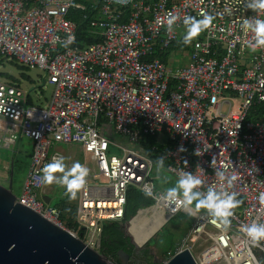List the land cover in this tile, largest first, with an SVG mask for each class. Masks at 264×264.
Returning <instances> with one entry per match:
<instances>
[{
	"label": "built area",
	"instance_id": "1",
	"mask_svg": "<svg viewBox=\"0 0 264 264\" xmlns=\"http://www.w3.org/2000/svg\"><path fill=\"white\" fill-rule=\"evenodd\" d=\"M91 3L89 15L77 0H0V57L43 70L44 84L52 86L50 98L37 103L19 83L0 80V146L11 148L22 136L33 141L16 201L100 250L102 222L122 219L130 186L151 191L154 201L137 215L153 219L160 212L163 223L184 210L156 191L151 173L158 159L177 177L199 176L204 192L219 188L216 171H225L232 178L225 189L240 201L230 225L225 229L219 218L189 208L193 222L162 263L184 248L192 254L204 237L210 245L193 256L197 264H264V247L252 246L243 230L264 223V115L248 118L264 106V47L253 50V33L242 28L245 18L264 19V10L246 8V0ZM71 10L84 12L99 41L75 44ZM169 12L178 16L171 30ZM205 13L214 19L189 44V63L170 66L168 47L185 35L178 32L184 17L198 20ZM147 136L155 142L146 144ZM52 140L79 144L92 161L78 190L77 227L38 197L44 166L62 156L49 154Z\"/></svg>",
	"mask_w": 264,
	"mask_h": 264
},
{
	"label": "rangeland",
	"instance_id": "2",
	"mask_svg": "<svg viewBox=\"0 0 264 264\" xmlns=\"http://www.w3.org/2000/svg\"><path fill=\"white\" fill-rule=\"evenodd\" d=\"M184 30L185 32L187 31L185 25L178 29L179 34H182ZM189 50V46L187 48L177 46L172 47L166 55L167 63L172 67L186 66L189 63ZM16 63H11L8 60L3 61L2 63L0 62V80H5L4 73H10L19 80L18 82L20 86L25 91L29 92V95L37 103H44V100L49 99L52 93V86L47 83L44 84L45 72L37 67H21L16 65ZM20 73H24L28 78L19 76ZM113 138L117 141L122 140L121 135L116 133L113 134ZM162 140L163 137H161L160 141ZM32 146L33 141L24 136L17 141L13 150L12 147L4 148L0 146V183L7 185L6 180L9 177L7 169L9 170L11 160L14 159L11 189L16 197L21 193L22 183L28 171ZM53 151H59L62 153L67 168H71L75 162H79L83 166L92 167L91 159H89L87 154L79 148V144L77 143L65 144L52 140L49 154H52ZM55 175H60V173H55ZM151 177L156 191L161 192L165 191L166 188L173 186L178 179L175 174L164 167L157 171L156 163L153 166ZM62 189L63 186L55 182L52 184H43L42 192L50 197L48 204L54 205L59 199H61L63 195ZM42 192L39 191L38 197H41L43 194ZM191 208L195 213L205 211L203 208L199 210H196L194 207ZM194 216L195 215L190 210H182L165 220L144 245L145 247H152V249L150 248L152 251L148 262L152 261L161 264L164 259V256L161 253L168 248H172L181 240L184 236V232L193 222ZM124 232L130 234L127 227H125ZM209 245L210 241L204 237L197 240L191 248L193 256L197 257L202 254Z\"/></svg>",
	"mask_w": 264,
	"mask_h": 264
},
{
	"label": "water",
	"instance_id": "3",
	"mask_svg": "<svg viewBox=\"0 0 264 264\" xmlns=\"http://www.w3.org/2000/svg\"><path fill=\"white\" fill-rule=\"evenodd\" d=\"M11 177L12 172L7 185L0 183V264H118L104 252L86 245L79 236L16 201L11 189ZM41 198L47 204L50 201L47 195ZM127 224H122V228L125 229ZM154 233L142 243L125 234L131 250L138 251ZM117 257L119 264H147L148 261L142 256V263H139L134 258L137 257L135 253L130 255L122 249L118 250ZM161 264L197 263L191 252L184 248Z\"/></svg>",
	"mask_w": 264,
	"mask_h": 264
},
{
	"label": "clouds",
	"instance_id": "4",
	"mask_svg": "<svg viewBox=\"0 0 264 264\" xmlns=\"http://www.w3.org/2000/svg\"><path fill=\"white\" fill-rule=\"evenodd\" d=\"M246 8L253 11L264 10V0H246ZM178 16L169 12L165 17L168 30H171ZM214 17L210 14H203L202 19H195L191 16H185L183 23L187 28L183 36V43L190 44L192 39L199 35L201 31L207 29L212 23ZM242 28L253 33V41L250 46L253 50L257 47H264V19L259 16L245 18L242 22ZM71 39V37H70ZM200 153H197L199 155ZM157 171L164 167L163 158L156 161ZM225 169L227 165H224ZM87 167L79 162L73 163L71 168H67L64 163V157H56L43 168L42 182L52 184L53 182L62 185L65 188L69 199H75L77 191L84 187L86 177L88 176ZM60 173V175H55ZM216 176L220 181L219 188L209 186L206 192L201 191L203 184L201 178L192 172H183L175 184L165 189L163 198L173 202L177 208L188 210L194 207L196 210L203 208L207 214L219 218L225 229L230 225L229 217L232 216V209L236 208L240 201L236 199V194L225 189L224 182L231 184L232 178L227 177L225 171L217 170ZM152 195L151 191L145 193ZM261 199L264 200V193H261ZM252 246L264 247L261 241H264V223H252L243 229Z\"/></svg>",
	"mask_w": 264,
	"mask_h": 264
},
{
	"label": "trees",
	"instance_id": "5",
	"mask_svg": "<svg viewBox=\"0 0 264 264\" xmlns=\"http://www.w3.org/2000/svg\"><path fill=\"white\" fill-rule=\"evenodd\" d=\"M80 2H83L85 5H87V12L92 14L93 10H89L91 6L92 0H77ZM82 11H73L71 10L68 17L78 24L77 28V36L75 44L82 47L87 44L97 42L100 40L99 36L94 34L92 32V28L89 25L88 18L82 17ZM184 47L187 48L189 44L185 45L183 43V38H181L177 43L171 44L168 48L171 49L172 47ZM162 55V54H161ZM163 56V55H162ZM7 59L5 57H0V62L6 61ZM11 63H16L17 61L13 58L8 59ZM16 65L21 67H27L23 64L16 63ZM28 68V67H27ZM5 79H9L12 82L19 83L18 79L14 77L10 73H4ZM21 77L28 78L27 75L24 73H20ZM28 101L31 102L32 99L28 95ZM264 115V106H257L254 109H252L248 115V118H259ZM156 136H147L144 138L146 144H151L155 142ZM11 166L9 167V173L12 172L13 176V162L14 159L11 160ZM11 183H12V177H11ZM63 195L59 201H57L53 206L57 207L60 210V217L64 221L66 225L69 227H77L78 225L75 223L74 216L76 211V198L75 199H69L68 195L66 194L65 188L62 189ZM153 199L146 195L144 192L136 189L133 186H130L127 188L126 193V203L124 206V214L120 221H103L102 222V232H101V240H100V251L104 252L111 260L119 264L118 258H117V252L118 250H124V251H130L131 246L129 244V238L126 236L124 229L122 228V224L125 222H128L137 212L140 208H146L153 204ZM148 264H158L150 261Z\"/></svg>",
	"mask_w": 264,
	"mask_h": 264
},
{
	"label": "bare ground",
	"instance_id": "6",
	"mask_svg": "<svg viewBox=\"0 0 264 264\" xmlns=\"http://www.w3.org/2000/svg\"><path fill=\"white\" fill-rule=\"evenodd\" d=\"M163 218L164 216L160 212H155L153 219H148L146 214L142 215L140 212L131 220L127 230L137 243H142L158 229Z\"/></svg>",
	"mask_w": 264,
	"mask_h": 264
},
{
	"label": "flooded vegetation",
	"instance_id": "7",
	"mask_svg": "<svg viewBox=\"0 0 264 264\" xmlns=\"http://www.w3.org/2000/svg\"><path fill=\"white\" fill-rule=\"evenodd\" d=\"M126 252H128L130 255H132L133 253H135L137 255V257H134V258L137 259L139 263H142V258H141L142 256H145L146 257V260L147 259L149 260L150 257H151V251L147 247H143V248L139 249L138 251H136V250H134V251L133 250H130V251H126ZM118 261H119V258H118ZM148 263L149 262L147 261V264Z\"/></svg>",
	"mask_w": 264,
	"mask_h": 264
},
{
	"label": "crops",
	"instance_id": "8",
	"mask_svg": "<svg viewBox=\"0 0 264 264\" xmlns=\"http://www.w3.org/2000/svg\"><path fill=\"white\" fill-rule=\"evenodd\" d=\"M20 138H21V137H20ZM20 138H19V139H20ZM19 139H18V140H19ZM18 140H17V141H18ZM14 148H15V146L12 147V150H13ZM79 148L81 149L80 145H79ZM11 163H12V161H11ZM11 163H10V166H11ZM10 166H9V167H10ZM7 171H8V174H9V176H10V173H9V170H8V169H7ZM8 180H9V177L7 178L6 181L8 182ZM43 195H45V194L43 193ZM77 197H78V191H77V195H76V203H77ZM191 209H192V208H191ZM192 210H193V209H192ZM191 224H192V223H191ZM190 226H191V225H190ZM189 228H190V227H189ZM189 228H188V229H189ZM188 229L184 232V235H185V233L188 231ZM181 239H182V238H181ZM180 241H181V240H180ZM180 241H178V242H177L172 248H168L166 251H164V252L161 253V254H162L164 257H166L168 253L172 252V251H173V250L179 245ZM144 247H145V246H144ZM147 248H148L149 250H150V248L152 249V247H150V246L147 247ZM153 249H154V248H153ZM154 250H155V249H154ZM154 250H153V251H154ZM150 251H152V250H150ZM156 251H157V250H156ZM157 252H158V251H157Z\"/></svg>",
	"mask_w": 264,
	"mask_h": 264
}]
</instances>
